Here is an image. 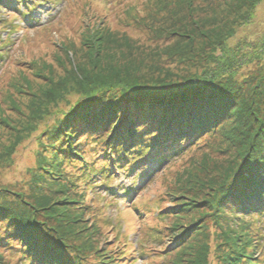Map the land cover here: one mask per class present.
<instances>
[{
  "label": "trees",
  "instance_id": "obj_1",
  "mask_svg": "<svg viewBox=\"0 0 264 264\" xmlns=\"http://www.w3.org/2000/svg\"><path fill=\"white\" fill-rule=\"evenodd\" d=\"M30 1L0 0V18L5 12L7 15L4 21L0 20V32L8 31L0 39V62L7 57L2 49L10 44L9 36L26 30L13 23L33 10ZM122 2L119 0L118 5ZM177 2L181 4V0ZM261 2H235L232 5L238 7L233 6L236 18L251 22ZM190 5L189 1L185 9L191 10ZM100 16L104 19L105 15ZM155 16L149 26L155 23ZM177 17L178 28L167 30L168 25L163 30L170 31L173 39L159 50L165 58L161 60L163 65L176 58L179 63L190 61L194 69L209 60L214 68H205L199 74L194 69L183 75L173 74L159 68L157 53H135L132 42L120 45L125 42L124 37L118 38L121 41H100L97 37L86 48L83 62L71 64L66 76L47 88V101L55 107L66 95L74 94L75 99L66 101L65 109L52 112V126L44 128L47 137L42 148L46 150L43 156L37 154L34 176L30 178L36 186L32 187L33 193L16 194L11 184L0 187L3 195L17 198H0V224L4 225H0V264H82L85 253L99 258L100 264H131L133 255L141 260L147 257L148 264H157L154 259L158 254L168 258L176 250V254L183 255L189 247V229L196 221L190 218L186 225L182 215L191 214L196 205H205L212 214L228 210L233 223L237 220L235 234L222 226L232 237L225 235L217 264H264V245L260 240L263 235L253 223L264 217V88L254 85L251 91L244 90L233 68L223 69L221 62H229L234 49L226 44L232 29L223 32L222 24L214 17L206 29L203 22L201 27L197 23L200 17L190 23H181ZM178 34L182 38L175 41ZM262 39L239 40L249 43V52L241 50L242 58H249L250 52L254 54V48L262 46ZM239 41L235 45L241 47ZM206 49H211L210 53L204 54ZM198 56L201 61L193 64ZM260 61L259 64L264 63ZM45 105L43 110L35 111L30 119L33 123L14 129L13 142L0 153L1 174L10 177L18 172L20 161L17 157L13 161L12 157L36 129L35 125L45 120L42 116L50 114ZM38 140L27 143L40 145ZM219 142L233 148L235 156L228 158L226 170L211 185L213 195L196 200L191 194L203 182L212 152L220 154ZM154 164L158 169L165 165V171L169 165L179 167L171 174L159 175L155 198L138 196L129 208L141 218L145 211L157 225L150 228L143 221L146 228H138L135 246L125 237L119 240L118 232L111 231L109 237L106 225L95 220L96 207L92 202H99L100 209L106 208L111 203L109 198L117 194L125 196L126 202L136 190L131 185L114 183L121 176L133 177L132 183L140 177L145 180L155 173L151 168ZM12 165L10 175V170L4 169ZM193 173L200 181L191 186ZM152 204L157 208L154 213L149 210ZM96 246L105 251L104 255L97 256ZM128 250L133 253L130 257L126 256ZM201 250V262L206 264L207 246Z\"/></svg>",
  "mask_w": 264,
  "mask_h": 264
},
{
  "label": "rangeland",
  "instance_id": "obj_2",
  "mask_svg": "<svg viewBox=\"0 0 264 264\" xmlns=\"http://www.w3.org/2000/svg\"><path fill=\"white\" fill-rule=\"evenodd\" d=\"M118 1L31 0L29 5L33 4V10L27 14V17H23L22 20H14V25H20L26 30L25 32L18 31L11 34L9 36L10 44L2 49V51L7 52V57L0 62V153L13 142V137L16 135L14 129L20 130L22 126L30 124V119L33 118L35 111L43 110L46 104L48 106L47 111L49 110L50 114L42 116V119L45 120L38 123L37 126L35 125L36 129L31 131L30 135L28 134L29 136L23 140L24 143L18 149L17 154L13 155V161L16 157L20 161L18 172L10 177L8 174L0 173V187L11 184L12 187L10 188H13L16 194L30 195L33 193L32 187L36 186L31 184L30 180L33 181V179L30 178L34 176L32 171L36 167L38 152L43 156L46 150V148H42L44 147L43 144H46L45 138L47 135L43 133L46 129L45 127L51 128L53 113L55 114L57 109H65V102L69 103L75 99L74 94L66 95L64 101L58 102L55 107L47 101V88L51 87L54 82L64 78L71 64L76 66V64L83 62L86 48L91 46V43L97 37L100 41H121L118 38L124 37L126 40L123 43L119 42L121 43L120 45L132 42L133 47H131V50L135 53H140L141 51H144L145 54L148 51L157 53L159 54L157 59L159 68L169 70L173 74L183 75V72L193 71L194 68L191 66L190 61L179 63L176 58H173L171 61L167 60L166 64L163 65L165 58L160 56L159 50L166 48L168 44H171L170 40H173L172 35H170L171 32L163 30L168 25L169 28L167 30L179 27L176 24V15H180L177 19L180 18L181 23H190L191 20L197 22L199 20L197 18L200 17L201 21L197 23L201 27L203 22V29H206L213 24L211 17L218 14L214 18L217 19L219 24H222L221 29L223 32L226 29L233 30L232 36L226 39V41L228 40L226 44L234 48L230 55L232 59L230 58L229 62L222 60L223 69L228 71L232 67L233 72L237 76V82L240 83L239 85L244 90L250 89L251 91L254 85L260 86L261 89L264 88V63L259 64V60L264 62V0L256 7L254 18L251 22L247 21V19L239 20L236 18L235 9L238 7L232 4L239 0H181L180 5H178V2L177 4L175 3L176 0H159L157 2H155L156 0H123L120 5H118ZM162 1H164L166 6L163 5ZM189 1L191 10L185 9V5L189 4ZM167 6H169V9L167 8L168 10L165 11ZM195 10L197 13L192 12ZM8 11L10 12L11 9L9 8ZM98 14L105 15L104 19L99 18L101 16ZM153 16L156 17L154 19L155 23L149 26V23L154 18ZM6 18L5 12L0 20L4 21ZM206 18H209L208 22ZM48 24H50L49 27L39 30L41 26ZM193 27L196 29V25ZM182 30L180 29L179 31ZM94 31L97 32L93 34ZM24 33L25 35H23ZM161 33L163 34L161 35ZM7 34L8 31L1 30L0 39L2 40ZM181 38L178 34L175 41ZM259 38H263L261 41L262 46L257 45L254 48L256 50L255 53L250 52L249 58H242L241 50L248 51L249 43L239 40L255 41ZM237 40L240 43L239 45H242L241 47L235 45ZM245 43H247V46ZM209 51L211 49H206L204 54ZM200 58L198 56L193 64H198V61H201ZM202 59L204 60V57ZM196 66L194 72L197 74L201 73L205 68H214L213 63L209 60L202 61L201 64ZM42 126L43 129L41 128ZM43 136L44 139L41 140ZM33 139H39L41 147L39 144L27 143ZM218 144L220 154L212 152L209 158V168H207L205 176H201L203 177V182L199 178L196 181V174L194 173L190 178L191 186L196 185L200 181L197 186L198 189L191 194L196 200L208 199V197L213 195V191L210 190L211 185L217 182L224 170H226L228 158L235 156L233 148H226L220 142ZM23 145H25V148L21 150ZM164 166L158 169L156 164H154L151 168L155 173H152L151 177L145 180L142 177L136 178L133 183L131 181L133 177L125 178L121 176L114 184L131 185L136 190L126 202L123 201L125 196L118 194L115 198L109 196L111 203L107 204L106 208L102 207L100 209L99 202H92L96 207H91L94 210L95 220L101 225H106L105 229L109 237L112 233L118 232L119 240L125 237L135 246L139 239L138 228L141 226L146 228L143 221L150 228H155L157 223L152 220V217L145 215L144 211L141 218L129 208V204L133 203L138 196H146L151 199L153 196L155 198L158 195V192H155L154 189L157 180H159V175L171 174L179 167L175 169L174 166L176 164L169 165L168 171H165ZM9 170L10 173H8L11 175L13 165L7 170L4 169V171ZM28 182H30V186ZM191 190H194V188ZM161 191L164 192V187ZM1 195L3 194L0 193V198ZM3 196L9 201L17 199L12 194L4 193ZM107 202L105 201V204ZM154 204L156 205V202ZM154 204L149 208L153 213L157 211ZM195 207L196 209L192 210L191 214L184 213L182 215L183 221L186 220V225L190 223V218L196 221L195 225L189 229V233L192 236L191 240L187 242L189 247L182 253L183 255H180L181 253L176 254V250L172 251L173 255L168 258H165L163 253L158 254V257L154 259L157 264H174V262L175 264H197V261L202 264L201 256L203 251L201 247H204V245L207 246L205 253L206 264L218 263L220 252L223 250L226 240L224 237L225 235L226 238L232 237L228 234L229 231L233 232V234L237 232V220L236 223H233V217L228 210L212 214L205 205H196ZM235 213H238V211L236 210L233 213L234 216ZM253 223L263 235L260 240L264 245V217L255 219ZM0 225L2 226L3 223ZM223 225L229 227V231H227L228 229H223ZM96 247L99 248V246ZM104 253L105 251L99 248L97 256L104 255ZM130 254L133 253L128 250L126 256L128 257ZM129 260L132 261L131 264L149 263L147 257L141 260L137 259L135 255ZM82 262V264L101 263L99 258L88 255V253L82 255Z\"/></svg>",
  "mask_w": 264,
  "mask_h": 264
}]
</instances>
